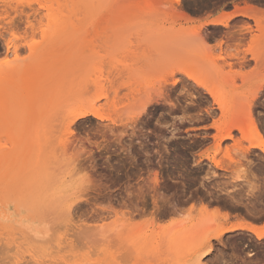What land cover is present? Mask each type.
<instances>
[{
    "label": "rangeland",
    "instance_id": "obj_1",
    "mask_svg": "<svg viewBox=\"0 0 264 264\" xmlns=\"http://www.w3.org/2000/svg\"><path fill=\"white\" fill-rule=\"evenodd\" d=\"M7 1L23 13L21 20L8 10L13 31L4 35L19 46L21 68L16 96L6 93L0 107V210L13 212L0 221V264H264V239L239 231L206 241L232 215L264 220V156L251 148L241 157L231 140L217 143L208 126L223 121L221 113L207 118L201 110L209 97L200 91L198 107L192 90L184 91L191 75L226 102L252 101L264 137V37L249 46L259 34L253 20L207 25L201 36H210L214 49L164 62L156 56L159 44L176 41L179 54L192 52L195 27L234 11L222 5L227 0H182L190 23L167 18L163 0ZM242 1L233 4L243 7ZM240 29L244 65L225 58L228 43L214 47L231 43L223 37ZM172 77L182 83L158 98L154 89ZM89 80L94 87H86ZM84 109L102 121L88 116L70 125ZM232 136L241 140L236 130ZM227 151L238 163L229 162ZM206 249L210 260L199 256Z\"/></svg>",
    "mask_w": 264,
    "mask_h": 264
},
{
    "label": "bare ground",
    "instance_id": "obj_2",
    "mask_svg": "<svg viewBox=\"0 0 264 264\" xmlns=\"http://www.w3.org/2000/svg\"><path fill=\"white\" fill-rule=\"evenodd\" d=\"M163 1H164L163 2L164 6L166 5V6H168L170 8L169 11H165V14H167V15L169 14L168 16H170V17L166 16L167 18L173 19L174 22H175L176 19L177 20H183L186 23L187 22H189V23L193 22L192 19L190 18V16H188L186 14L187 12L185 13V11L187 9L185 10L184 9L185 7L183 8V5H182L183 1L182 0H163ZM220 1H222V0H212V2L210 0V3H211V5H215L216 3H219ZM237 1H238V3H240L241 0H236V2ZM253 1L254 0H243L242 1L243 7L235 6L233 4L234 5L233 6L234 11L230 15H225L224 17L213 19V20H210L209 22H206V23L204 22L203 24H200L198 27H195V29L193 30V35L196 38V43H195L196 46L194 44L192 45V46H195V47H193L194 50L192 52L189 51V53H187V54L184 53V55L182 53L179 54V52L180 51L182 52V50H180L178 48L180 46H179V44H176V41H175V43L174 42H170V43H173V44L169 45V44H167L169 42H166V44H165V42H164L165 40H164L162 43L165 44V45L159 44L160 46H158L159 48H157V50H156L158 55L156 54V56L158 57V59L160 61L175 62V61H177V59H180V58L183 59L184 56H189L190 54L192 55V57L193 56L196 57V54H198V52H202V53H203V51L204 52H210L212 50V48H213V47H211L209 45V42H208V39L210 38V36H208V35L201 36L202 35L201 34L202 29L205 26H207V25L214 26V27H224L225 28V27L228 26V21L230 19H232V18H235V17H240V18H246V19H252L253 20L256 32H258L259 34L256 35V36L255 35L254 36H250L248 44H249V46L250 45L252 46L254 44L256 45V43L261 41L260 38L264 37V32H261L262 25L264 24V17H263L264 16V9L260 8V6H262V5L264 6V4H263L264 2L261 3L260 0H255L254 1L255 3H254ZM201 2H203V1H201ZM252 3L257 4L258 6L254 5ZM175 5L178 6L180 9H178V10L175 9L174 8V7H176ZM13 7H14V5H13ZM8 10H11L9 13L12 12L13 13V14L11 13L12 15L15 14L16 15L15 17L21 19V16H22L21 14L23 12L20 11V9L18 11V9L12 8V5L10 6V4L8 3L7 0H0V20H1V18L3 16H7ZM11 14H9V15H11ZM7 18H10V16H7ZM25 18H26L25 19L26 20V24L28 26H31L30 18H28V17H25ZM237 21H241L242 22V19L241 20H239V18H238V20L236 19L235 23ZM12 22H13V18H10L6 22V26L3 25L4 23L2 24V27L0 25V41L3 42L1 47L4 49L3 50L4 51L3 54L5 55V59H4L5 61L3 63H1V65H0V107H1L2 101L7 96V95L5 96L6 93L9 94L8 96H11V97L12 96L13 97L16 96L15 94H16V90H17L16 88L17 87H16V82H15V77L18 74V72H19V70L21 68L20 67V60H19V58L17 56V53H18L17 51H18V47L19 46L16 45V43L14 42V39H10V40H5L4 39V35L6 33H9V32L12 33V31H13V29H12V27H13L12 24L13 23ZM237 23H239V22H237ZM243 23H244V26H243L244 27L243 28L244 32L251 33L252 32L251 27H249L248 24L245 23V20H243ZM230 28H232V27H230ZM241 31H242L241 29L238 30V32L237 31L236 32L233 31L231 33L229 31L231 35L226 33L227 35L226 36L224 35L225 37H223V38L229 40L231 43L223 42L222 40H219L218 43L216 45H214V47H216L217 49L221 50L222 44L228 43L229 45L228 44H227V46H226V44L224 45V46H226V48H225L226 50L224 51L225 58L232 59V60L234 59L235 62L237 60V62H239L241 65L242 64L244 65V63L246 61V58L245 57L238 58V55H237L238 50L240 49V46H242L241 42L247 40L244 37V33L241 32ZM246 34L247 33H245V36H246ZM247 35H250V34H247ZM161 40H159V41H161ZM171 40L173 41L172 38H171ZM161 45H163V47H165V46L166 47L163 48ZM167 45H169V46H167ZM159 49H160V51H159ZM230 50H233V51L235 50L236 54H231V52L229 53ZM263 51H264V49H263ZM8 55L9 56L12 55L13 58L12 59H8L7 58ZM217 57L220 60H226L225 58H222L219 55ZM262 57H261V63H262V69L264 70V57L263 58ZM253 60L256 63L258 62V60H256V59H253ZM231 65H233V64H230V63L227 64V66H229V67H231ZM203 79L200 80V79H198V78H196L194 76L192 77L191 75H186L185 76V80H186L185 85H186V87L184 86V88L186 90H184V91H187V87H189L192 90L191 93H188L190 91H188L187 93L190 95L189 97H191V99H192L191 101H194L193 103H195L196 106H198V107H199L200 104L203 105L202 104L203 101L199 102V100H198V97L202 96V94L200 93V91H202L203 95H207L209 97V99L211 100V104L209 105L210 107L209 106L205 107V108L203 107L204 110H201V109H199V110L204 111V113H205L207 118H211L213 113H214V111L217 110V111H219L221 113L222 117L224 119H226V120L223 119V121H221V122L212 121V124L208 126V127L212 128V129H214L216 131V136L213 137V139H215L217 143H220L221 141L227 140V139L231 140L233 142V146L231 148V151H233L235 153L236 152L240 153V154H238V153H236V154L240 155L241 157H244V155L247 154L251 148L258 150L264 156V137L262 136V133L259 130L257 122H255L254 119H252V116H251L252 101H248V102L246 101L245 104L244 103L243 104H238L237 103V105H235L234 101H232V100L226 102V100H224L221 97V95L219 94L218 90H216L215 88L207 86V83H205V80H203ZM7 82H9V83L7 84ZM180 83H182V82L179 79H175V78L172 77L169 81L166 80L163 83L162 87L160 86L159 89L157 88V90L154 89V92L156 93L158 98H161L162 97V94H161L162 91H165V89L166 90L168 89V91L173 92V91H175L178 88ZM165 84H168V85L164 86ZM94 86H95V82H93L92 80H89L86 87L90 88V87H94ZM182 88L183 87H181V89ZM189 88H188V90H189ZM184 93L186 94V92H184ZM188 94H186V95H188ZM160 100L163 101V102L164 101L166 102L165 99H160ZM149 103H151V100L148 99L147 101H145L139 107V110L140 111H144ZM204 104H206V101H205ZM194 106H192V107H194ZM213 106H216V108H213ZM195 108L198 109L197 107H195ZM88 116L94 117V118L102 121L101 117H99L96 114L95 111L84 109V110L78 111L72 117V119L70 118L71 119L70 120V125H71V123L75 122L76 120L82 119V118H85V117H88ZM136 117L137 116L135 115V117L132 118V119H135ZM134 123H135V121H134ZM206 128H207V126L201 128V129L205 130ZM69 129H68V131H69ZM233 130H236L241 135V140L237 141V140H235L233 138V136H232V131ZM68 133H70V132H68ZM248 134H253V136H250ZM242 140H248V142H249V147L248 148L242 149V147H241V141ZM62 151H64V150H62ZM226 155H227V158H228V160H229V162L231 164L238 163V160H235L234 158L231 157L230 151H227ZM208 161L215 168L219 169V167L217 165V162L214 159H209ZM153 182H154V184H157L156 174H154ZM64 183H66V182H64ZM58 186H60V185H58ZM61 186H62V183H61ZM63 190H64V188L62 189V192H63ZM59 192H61V191H59ZM61 198L62 197H60L58 199H61ZM65 198H66V196H65ZM66 200H68V197L66 198ZM64 202H65V200H64ZM30 204H31V202H30ZM37 204H38V201H37ZM4 206L5 205H3V207ZM5 210H6V208H5ZM5 210L4 209L0 210V221L1 220L5 221L6 220L5 218L9 217L8 214H7V217L5 215H6V213H9L10 211L7 212ZM12 213L13 212L11 211L9 214H12ZM0 228H1V226H0ZM239 231H241V232L244 231V232L250 233L251 235H253L256 238V240L264 239V228L257 227L255 224H253L251 222L242 220L241 222L235 223L234 225L232 224V225H229V226H226V227H222V226L217 227L213 232H211L209 234V236L207 237L206 241L208 242L211 239L212 240H219L222 236H224L226 234L239 232ZM29 232H32V231H29ZM35 236H37V235H35ZM36 238H38V236ZM34 242H36V241H34ZM209 250L210 249H206L199 256L201 257V256L209 253Z\"/></svg>",
    "mask_w": 264,
    "mask_h": 264
},
{
    "label": "crops",
    "instance_id": "obj_3",
    "mask_svg": "<svg viewBox=\"0 0 264 264\" xmlns=\"http://www.w3.org/2000/svg\"><path fill=\"white\" fill-rule=\"evenodd\" d=\"M219 15H214V16H212V18H216V17H218ZM242 221V219L241 218H237V217H235L234 215H232V217H231V220L229 221V223L226 225V226H229V225H234L235 223H239V222H241ZM243 221H245V220H243ZM250 222V221H249ZM251 223H254V222H251ZM254 224H256V226H258V227H260V228H264V220L263 221H261V222H257V223H254ZM242 232H244V231H242ZM244 233H247V234H249L250 236H252V237H254L253 235H251L250 233H248V232H244Z\"/></svg>",
    "mask_w": 264,
    "mask_h": 264
},
{
    "label": "flooded vegetation",
    "instance_id": "obj_4",
    "mask_svg": "<svg viewBox=\"0 0 264 264\" xmlns=\"http://www.w3.org/2000/svg\"><path fill=\"white\" fill-rule=\"evenodd\" d=\"M260 1H261V3L264 2L263 0H260ZM233 2H234V0H227V1H225L222 5H224V6L228 5V6L231 7V10H232V9H233ZM263 4H264V3H263ZM223 33H226V32L223 31Z\"/></svg>",
    "mask_w": 264,
    "mask_h": 264
},
{
    "label": "snow or ice",
    "instance_id": "obj_5",
    "mask_svg": "<svg viewBox=\"0 0 264 264\" xmlns=\"http://www.w3.org/2000/svg\"><path fill=\"white\" fill-rule=\"evenodd\" d=\"M206 258L209 259V260L211 259V251H209V253L207 254Z\"/></svg>",
    "mask_w": 264,
    "mask_h": 264
}]
</instances>
